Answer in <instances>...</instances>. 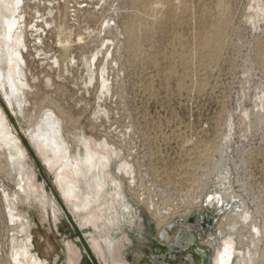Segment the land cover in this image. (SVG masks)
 <instances>
[{
  "label": "rangeland",
  "instance_id": "obj_1",
  "mask_svg": "<svg viewBox=\"0 0 264 264\" xmlns=\"http://www.w3.org/2000/svg\"><path fill=\"white\" fill-rule=\"evenodd\" d=\"M25 2L26 35L16 41L20 50L28 46L29 80L21 84L25 114L2 86L0 103L48 198L27 182L21 191L22 169L0 144V264H17L13 249H27L23 264L31 263L33 250L48 264H104L107 237L98 238L95 221L100 227L109 218L120 220L123 203L141 217L137 227L144 231L124 226L118 233L126 236L118 264H148L165 253L161 242L180 233H194L212 257L213 241L233 221L236 239L254 253L255 264H264V0H104L101 12L81 13L73 34L66 35L69 49L58 43L59 27L71 28L67 6L47 18L48 6ZM51 18L49 27L45 20ZM35 23L43 29L37 57ZM90 24L94 32L86 34ZM95 54L96 79L89 83ZM53 56L58 66L49 61ZM48 109L64 122L73 162L83 138L109 158L92 205L76 208L65 196L58 170L67 155L28 137ZM216 194L235 195L232 208L249 214L237 213L245 225L231 208L206 231L187 222L204 209L217 210L203 203ZM13 212L24 227L11 219ZM27 235L33 250L25 244ZM188 251L172 264H190Z\"/></svg>",
  "mask_w": 264,
  "mask_h": 264
},
{
  "label": "bare ground",
  "instance_id": "obj_2",
  "mask_svg": "<svg viewBox=\"0 0 264 264\" xmlns=\"http://www.w3.org/2000/svg\"><path fill=\"white\" fill-rule=\"evenodd\" d=\"M30 2L39 7L48 6L49 8L46 13L47 18H50V15L53 14L55 8L57 7L55 5L52 6V4H54V2L52 1H50L49 4H46L45 0H30ZM37 15H39V13H37ZM26 17L27 10L25 0H0V86L4 87L7 90L8 96L11 98L13 107L20 115L23 116L25 114L27 99L22 93L21 84L27 85L29 80L28 62L25 56V53L28 52V46L27 44H25L24 49L20 50V48L16 46V41L17 37L19 39L21 35H26V29L28 26V20ZM52 21V18L50 22H48V20H45V25L52 27ZM32 26L33 32L31 36L35 40L33 41V45H36V49L35 47H33V51L37 52L35 53V57H37V55L43 53V49L41 50L37 47V45H41V42L43 41V33H40V31H43V29H41V27H38L36 23ZM59 28H61L62 35H58V43L68 48L72 40L70 36L66 35L68 33L71 34V31L66 29L63 25H61V27ZM57 30L60 31V29ZM79 41H83L82 36L78 37V42ZM44 54L46 57L48 56V53L46 51L44 52ZM96 58L97 54L91 57L89 83L93 82L96 79V71L92 68L93 61H95ZM73 60L74 59L71 56V62ZM49 61H52L54 66H58L59 64L58 57L56 56H53V58L49 59ZM105 72V68H102L101 71H99V77H102V84H105L107 80L105 77H103ZM107 83H109V81H107ZM63 125L64 122L62 118H60L54 110L48 109L40 115V120L38 121L36 129L30 132L28 134V137L34 141H41L42 146L48 145L53 147L58 151V156H61L63 152L67 155V159H65L64 162L59 166L58 170L59 183L61 185V188L65 196H68L69 198L71 197L75 201L76 208L92 205L94 202H97L99 200L100 192L102 190V187L104 186L102 173L106 166L109 167V158L103 157L101 154H98L93 149L92 144L87 139L83 138L84 145H82L83 147L80 146L78 149L80 157L76 162H73L71 158L72 147L64 137ZM0 141L1 146L5 144L6 147H8L7 149H9L11 158L17 161L22 169L21 183H24L21 185L19 184V186L22 188L21 191H27V188L25 186L27 182L28 188H32V191L35 189V192L37 191L38 193H40L41 198L47 199V190L44 184L38 182L33 168L28 164L27 149L22 144V142L18 140L16 136V130L12 125L9 124L6 113L1 106V103ZM80 141L78 140L79 143ZM127 167H129V165L125 163V169H127ZM66 172H69L71 174V177ZM234 196L229 195V197H227V194H216L212 195L208 201L206 199L203 203H205L206 206H215L218 208H224V205L226 203L230 204V213H235V215H237V213H241L243 217H247V219H249V214L247 213V211H243V209L232 208L233 205L231 203L233 201L236 202L234 200ZM239 205H243V203ZM54 207L57 210L59 208L56 204H54ZM101 207H103V205H101ZM121 209H123V216L120 220H117L113 217L109 218L107 224H101L100 227H97V221H95L96 235L98 236V238L103 239L107 237L105 250L100 255L101 261L104 264H118V255L120 254V250L126 239L125 235L123 237H119L118 233L123 231L124 226L137 227L138 220L141 219L139 215L132 211V207L128 203H123ZM226 210H224V212ZM9 211H11V209ZM119 213H121L120 210ZM241 215H237V217H241ZM243 217H241V221H243V225H245L247 219H243ZM11 219H14L20 227L25 226L21 215L13 212L11 213ZM164 221L162 220L160 224L164 225ZM99 223H101V217H99ZM137 228H140L141 231H144L139 226ZM235 229H237V225H235V221H233V227H229V231H227L224 236L221 235V238H219L218 241H213V243H215V245L213 246L214 253L212 255L214 264L256 263L254 253L249 251V247L246 249L244 246H242L239 243L238 239H236L237 235H234ZM163 231L164 232H162V237L166 235L167 229ZM185 239L187 238L177 236L174 241V238H172L170 242L171 248L175 247L174 245L181 246ZM23 241H25V239H23ZM237 243L239 245H237ZM25 244L26 246L29 245V247H31V249L33 250V240L31 235H27ZM21 251H23V253ZM13 253H15V255H13V259H11V261H13V263L23 264L22 259L23 257H27V249H17V251L13 249ZM25 264H48V260L43 259L33 250L31 263Z\"/></svg>",
  "mask_w": 264,
  "mask_h": 264
},
{
  "label": "flooded vegetation",
  "instance_id": "obj_3",
  "mask_svg": "<svg viewBox=\"0 0 264 264\" xmlns=\"http://www.w3.org/2000/svg\"><path fill=\"white\" fill-rule=\"evenodd\" d=\"M177 236L185 237L187 239L183 241L181 246L174 245L175 247L173 248H171L170 243L171 237L167 240L168 242H161V247L164 248L165 253H161L153 257V259L150 261L156 264H172V262H175L179 259L181 252L189 250L187 256L188 258H186V260L190 264H204L205 257L209 259V264H212L211 251L208 248L200 247L197 243V237L196 241L193 242L191 235H187L186 233H180ZM176 237L174 238V241Z\"/></svg>",
  "mask_w": 264,
  "mask_h": 264
},
{
  "label": "built area",
  "instance_id": "obj_4",
  "mask_svg": "<svg viewBox=\"0 0 264 264\" xmlns=\"http://www.w3.org/2000/svg\"><path fill=\"white\" fill-rule=\"evenodd\" d=\"M52 1L54 2L53 5L55 6H60L63 5H67L68 8V19H69V27L71 34H73L77 22H78V18L81 15V13L87 11L90 8H94L96 11L101 12V10H103V1L104 0H45L46 4H49V2ZM104 22V21H103ZM101 22V26L100 28L103 29V27L105 26L106 22L104 23ZM93 25H86V29L84 30V32L86 34H91L94 32V29L92 27Z\"/></svg>",
  "mask_w": 264,
  "mask_h": 264
},
{
  "label": "water",
  "instance_id": "obj_5",
  "mask_svg": "<svg viewBox=\"0 0 264 264\" xmlns=\"http://www.w3.org/2000/svg\"><path fill=\"white\" fill-rule=\"evenodd\" d=\"M230 204H225L224 208H218L217 210L204 209L203 212L194 214L187 222L192 226L200 227L202 231H206L209 228H213L217 223L220 216L224 213V210L230 208ZM193 242L196 241V235L191 234ZM154 263V262H152ZM156 264V263H154ZM204 264H209V259L205 257Z\"/></svg>",
  "mask_w": 264,
  "mask_h": 264
},
{
  "label": "crops",
  "instance_id": "obj_6",
  "mask_svg": "<svg viewBox=\"0 0 264 264\" xmlns=\"http://www.w3.org/2000/svg\"><path fill=\"white\" fill-rule=\"evenodd\" d=\"M150 262H151V261H149V263H148V264H154V263H152V262L150 263ZM127 264H131V263L127 261Z\"/></svg>",
  "mask_w": 264,
  "mask_h": 264
}]
</instances>
